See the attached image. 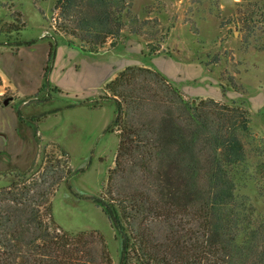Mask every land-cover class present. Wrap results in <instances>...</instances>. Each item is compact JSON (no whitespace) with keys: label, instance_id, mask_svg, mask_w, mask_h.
<instances>
[{"label":"trees","instance_id":"obj_1","mask_svg":"<svg viewBox=\"0 0 264 264\" xmlns=\"http://www.w3.org/2000/svg\"><path fill=\"white\" fill-rule=\"evenodd\" d=\"M132 8L133 0H57L54 35L90 54L115 48L126 29L148 37ZM25 28L21 14L0 24L1 35H17L6 44L14 52L30 44L20 39ZM150 43L149 56L162 53ZM52 60L53 51L46 75ZM105 91L102 99L116 105L109 130L119 143L105 191L89 199L115 231L118 264H264V202L238 188L248 113L214 99L194 102L144 67H127ZM67 163L48 158L0 188V264H115L103 233L69 232L55 220L51 197L74 174ZM253 177L264 201V159Z\"/></svg>","mask_w":264,"mask_h":264},{"label":"rangeland","instance_id":"obj_2","mask_svg":"<svg viewBox=\"0 0 264 264\" xmlns=\"http://www.w3.org/2000/svg\"><path fill=\"white\" fill-rule=\"evenodd\" d=\"M56 1L0 0V24L13 23L14 16L21 14L25 38L34 37L42 20L54 35ZM132 9L140 24L146 22L144 31L149 38L131 35L126 29L119 41L134 36L145 45V53L147 42L166 45L176 53L182 45L186 50L182 57L202 63L227 90L229 95L222 103L248 113V162L238 170V188L263 203L253 174L264 159V0H133ZM248 27H254L255 34H249ZM15 41L16 34H0V43ZM118 51L127 50L120 45ZM28 67L27 62L13 65L23 99L13 102L16 97L8 91V99L1 101L0 108L6 107L0 110V124H4L0 137H5L0 141V188L10 185L21 172L42 169L48 158H66L74 174L51 197L55 220L69 232L103 233L118 264L120 243L115 231L103 210L89 199L105 191L109 172L115 167L119 139L109 127L116 105L103 99L97 108L79 101L77 106H68L72 102L57 97V90L40 78L36 66ZM105 87L99 90L102 97ZM63 152L67 157H61Z\"/></svg>","mask_w":264,"mask_h":264},{"label":"crops","instance_id":"obj_3","mask_svg":"<svg viewBox=\"0 0 264 264\" xmlns=\"http://www.w3.org/2000/svg\"><path fill=\"white\" fill-rule=\"evenodd\" d=\"M37 28L32 38L24 37L25 28L20 39L30 44L19 47L16 52L12 47L0 43V79L2 81L0 97L6 96L8 91L16 97L13 102L22 100L24 97L13 77L15 61L18 65L21 62H27V68H29L28 64L30 67L36 66V72L40 78L49 80L53 88L57 90V97L65 98L69 103L72 102L68 106H77L76 101H79L81 105L97 99L102 101L99 90L127 67H145L159 71L193 101L196 99L225 101L229 95L227 91L224 95L219 83L212 76L213 73L202 63L182 57L181 53L186 51L181 47L182 45L179 47L180 52L177 53L172 49L169 51L168 46L162 45V53L149 56L148 53L143 52L145 45L137 42L136 37L130 36L126 42L119 41L113 49L106 48L97 54H90L83 52L77 44L72 45L68 39L53 35L46 29L44 20ZM120 45H123L127 51L119 52ZM52 51L51 70L46 75V67L50 62ZM16 57L19 60H16ZM0 125L2 127L4 124ZM0 139L4 141L5 137L2 136Z\"/></svg>","mask_w":264,"mask_h":264},{"label":"water","instance_id":"obj_4","mask_svg":"<svg viewBox=\"0 0 264 264\" xmlns=\"http://www.w3.org/2000/svg\"><path fill=\"white\" fill-rule=\"evenodd\" d=\"M196 100H194V102H195ZM8 102L6 101V103L5 104H7Z\"/></svg>","mask_w":264,"mask_h":264}]
</instances>
